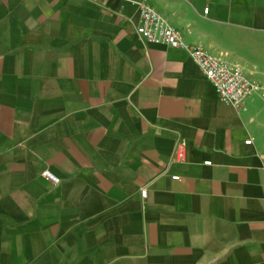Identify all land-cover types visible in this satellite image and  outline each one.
<instances>
[{
	"label": "crops",
	"instance_id": "1",
	"mask_svg": "<svg viewBox=\"0 0 264 264\" xmlns=\"http://www.w3.org/2000/svg\"><path fill=\"white\" fill-rule=\"evenodd\" d=\"M142 3L264 87V0H0V264H264V96Z\"/></svg>",
	"mask_w": 264,
	"mask_h": 264
},
{
	"label": "built area",
	"instance_id": "2",
	"mask_svg": "<svg viewBox=\"0 0 264 264\" xmlns=\"http://www.w3.org/2000/svg\"><path fill=\"white\" fill-rule=\"evenodd\" d=\"M205 12H208V8ZM136 31L139 36L150 42H163L186 49L205 76L215 84L223 102L239 105L253 94L264 96V87L261 84L246 76L242 70L233 68L223 59L213 56L205 48L185 42L180 31L170 24L167 17L147 3L141 4V23ZM251 142L252 140H248L246 143ZM176 151L177 159L184 161L185 146L179 143ZM173 178L178 179L179 176ZM147 193V190H142V197H146Z\"/></svg>",
	"mask_w": 264,
	"mask_h": 264
}]
</instances>
